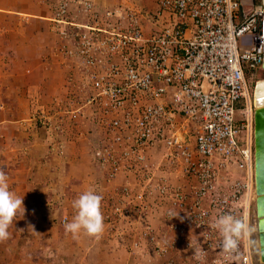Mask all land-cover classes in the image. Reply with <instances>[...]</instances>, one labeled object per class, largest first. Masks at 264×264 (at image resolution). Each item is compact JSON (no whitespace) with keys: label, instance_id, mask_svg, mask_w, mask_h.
<instances>
[{"label":"built area","instance_id":"2783aa9c","mask_svg":"<svg viewBox=\"0 0 264 264\" xmlns=\"http://www.w3.org/2000/svg\"><path fill=\"white\" fill-rule=\"evenodd\" d=\"M48 1V30L58 38L50 60L74 67L59 95L27 118L57 133L66 123L96 128L92 152L104 180L134 177L138 192L126 179L123 202L102 207L105 228L122 215L162 219L165 231L147 224L127 246L132 254L148 246L157 261L147 264H255L249 237L226 254L213 224L231 214L253 227L252 88L257 69L264 78L263 0H155L149 11L135 0ZM46 150L60 155L63 144Z\"/></svg>","mask_w":264,"mask_h":264},{"label":"crops","instance_id":"0c3cea01","mask_svg":"<svg viewBox=\"0 0 264 264\" xmlns=\"http://www.w3.org/2000/svg\"><path fill=\"white\" fill-rule=\"evenodd\" d=\"M94 1L110 5L124 0ZM135 1L148 11L155 5V0ZM53 8L48 0H0V169L7 174L9 190L22 196L24 207L23 215L18 213L8 228L10 238L0 242V264L155 262L148 246L134 254L127 246L147 224L165 231L157 215L119 216L114 227L104 226L99 237L87 236L81 230L73 238L65 232V223H60L62 216H67L66 222L73 220L76 210L72 201L89 188L103 197L102 209L115 201L123 202L120 190L124 180L133 192H138L139 186L125 173L109 182L104 180L105 170L99 169L92 152L99 133L96 128L66 123L57 133L50 125L27 118L59 95L65 75L74 67L73 62L50 60V50L58 40L48 30ZM21 120L23 126L18 124ZM54 142L63 144L60 155L46 150ZM169 174L172 178L177 171Z\"/></svg>","mask_w":264,"mask_h":264},{"label":"clouds","instance_id":"9594fccd","mask_svg":"<svg viewBox=\"0 0 264 264\" xmlns=\"http://www.w3.org/2000/svg\"><path fill=\"white\" fill-rule=\"evenodd\" d=\"M102 199L103 197L91 188L75 198L72 201V207L76 210V214L71 222H65V232L71 233L73 238H77L81 230L90 237L102 235L104 231ZM23 212L22 196H17L9 190L7 174L0 169V242L10 238L8 228L13 224L16 215L19 213L22 216ZM213 227L220 232V247L226 254L237 253L240 241L244 237H249L247 244L250 247L255 244V241L250 238L254 228L231 214L219 216Z\"/></svg>","mask_w":264,"mask_h":264},{"label":"water","instance_id":"95a60500","mask_svg":"<svg viewBox=\"0 0 264 264\" xmlns=\"http://www.w3.org/2000/svg\"><path fill=\"white\" fill-rule=\"evenodd\" d=\"M252 159L258 252L264 262V106L255 105L252 113Z\"/></svg>","mask_w":264,"mask_h":264},{"label":"rangeland","instance_id":"374dc122","mask_svg":"<svg viewBox=\"0 0 264 264\" xmlns=\"http://www.w3.org/2000/svg\"><path fill=\"white\" fill-rule=\"evenodd\" d=\"M247 1H249L252 4H255V3H258L261 0H247ZM49 55H50V53H49ZM256 77H258V74H256L255 78ZM261 79H263V78H261ZM254 87H255V85H254ZM254 87L252 89H254ZM239 104H240V102L236 103V105H239ZM252 178H253V173H252ZM253 191H254V188H253ZM255 198H256V195L254 194L253 202L250 203V208H249L250 213L253 214V217L252 216L251 217L253 218V227H254V232L251 234V239L255 241V244L252 246V249H253L255 264H264V262H261V260L259 258V252H258L256 212H255V205H254Z\"/></svg>","mask_w":264,"mask_h":264},{"label":"bare ground","instance_id":"6f19581e","mask_svg":"<svg viewBox=\"0 0 264 264\" xmlns=\"http://www.w3.org/2000/svg\"><path fill=\"white\" fill-rule=\"evenodd\" d=\"M254 85H256L255 86V98H254V89H252L253 98L255 100L254 105H256V107L264 106V78L258 79ZM257 219L258 217L256 215V226H257Z\"/></svg>","mask_w":264,"mask_h":264},{"label":"flooded vegetation","instance_id":"af4514ba","mask_svg":"<svg viewBox=\"0 0 264 264\" xmlns=\"http://www.w3.org/2000/svg\"><path fill=\"white\" fill-rule=\"evenodd\" d=\"M257 72H258V75H259V78H262L263 77V74H260L261 73V69H257ZM257 79V78H256ZM256 86V85H255ZM254 98H255V87H254ZM255 102V100H254Z\"/></svg>","mask_w":264,"mask_h":264}]
</instances>
